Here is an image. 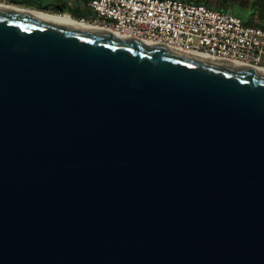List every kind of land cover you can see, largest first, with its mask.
Returning <instances> with one entry per match:
<instances>
[{
	"label": "water",
	"instance_id": "95a60500",
	"mask_svg": "<svg viewBox=\"0 0 264 264\" xmlns=\"http://www.w3.org/2000/svg\"><path fill=\"white\" fill-rule=\"evenodd\" d=\"M0 264H264V71L0 8Z\"/></svg>",
	"mask_w": 264,
	"mask_h": 264
},
{
	"label": "built area",
	"instance_id": "2783aa9c",
	"mask_svg": "<svg viewBox=\"0 0 264 264\" xmlns=\"http://www.w3.org/2000/svg\"><path fill=\"white\" fill-rule=\"evenodd\" d=\"M89 23L135 40L264 68V30L186 0H89Z\"/></svg>",
	"mask_w": 264,
	"mask_h": 264
},
{
	"label": "trees",
	"instance_id": "16d2710c",
	"mask_svg": "<svg viewBox=\"0 0 264 264\" xmlns=\"http://www.w3.org/2000/svg\"><path fill=\"white\" fill-rule=\"evenodd\" d=\"M80 1V2H79ZM89 0H74L71 3L68 2L67 0H56L55 3V13H68L69 15H71L72 17L76 18V19H90L92 16L90 14V12L88 11V9L86 8V3ZM189 2H193V3H197V4H203L206 5L207 7L216 9V10H220V11H227L225 8V5L222 4H217V5H212L209 2L205 1V0H186ZM227 1H231L233 3L235 2H251L252 3V10L253 12H257L258 13V18L257 20H259L262 24H258L255 20L252 19H248L246 21H244L247 24H251V25H255L260 27L261 29L264 30V0H225L224 3H227ZM11 4H16L19 5L17 3L12 2ZM24 6V5H22ZM27 7H33V5H26ZM37 9V8H35ZM41 10V9H38ZM44 11V10H42ZM232 13V12H231ZM233 14V13H232ZM235 15V14H233ZM237 16V15H235ZM239 17V16H237Z\"/></svg>",
	"mask_w": 264,
	"mask_h": 264
},
{
	"label": "rangeland",
	"instance_id": "374dc122",
	"mask_svg": "<svg viewBox=\"0 0 264 264\" xmlns=\"http://www.w3.org/2000/svg\"><path fill=\"white\" fill-rule=\"evenodd\" d=\"M0 1H5L9 3L14 2L19 4L20 6L24 5L25 7H27L26 5L31 4L33 5V7L30 8H37V9H41V11L44 10L47 12H54L55 11L54 7L56 3V0H0ZM67 1L71 3L74 0H67ZM205 1L209 2L212 5H217V4L225 5L227 11L232 12L233 14L239 16V18H241L243 21L252 19L255 20L258 24H262L259 20H257L258 13L253 12L251 2L233 3L231 1L230 2L227 1V3H224L225 0H205Z\"/></svg>",
	"mask_w": 264,
	"mask_h": 264
},
{
	"label": "bare ground",
	"instance_id": "6f19581e",
	"mask_svg": "<svg viewBox=\"0 0 264 264\" xmlns=\"http://www.w3.org/2000/svg\"><path fill=\"white\" fill-rule=\"evenodd\" d=\"M0 8L15 9V10L24 11V12H28V13H32V14L47 16V17L56 19L58 21L71 22V23H76V24H80V25H85V26H88L91 29H95V30L109 31V30H107L101 26L89 23L86 20L76 19V18L72 17L71 15H69L68 13L59 14V13H54V12L41 11V10H38L35 8L11 4V3L5 2V1H0ZM255 70L264 71V68H259V69H255Z\"/></svg>",
	"mask_w": 264,
	"mask_h": 264
},
{
	"label": "flooded vegetation",
	"instance_id": "af4514ba",
	"mask_svg": "<svg viewBox=\"0 0 264 264\" xmlns=\"http://www.w3.org/2000/svg\"><path fill=\"white\" fill-rule=\"evenodd\" d=\"M80 2V1H79Z\"/></svg>",
	"mask_w": 264,
	"mask_h": 264
}]
</instances>
